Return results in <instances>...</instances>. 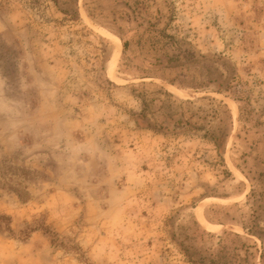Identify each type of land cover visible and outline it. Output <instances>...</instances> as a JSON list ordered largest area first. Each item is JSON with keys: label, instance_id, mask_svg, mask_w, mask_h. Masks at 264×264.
I'll use <instances>...</instances> for the list:
<instances>
[{"label": "rangeland", "instance_id": "1", "mask_svg": "<svg viewBox=\"0 0 264 264\" xmlns=\"http://www.w3.org/2000/svg\"><path fill=\"white\" fill-rule=\"evenodd\" d=\"M76 6L0 0V264H263L264 0Z\"/></svg>", "mask_w": 264, "mask_h": 264}, {"label": "trees", "instance_id": "2", "mask_svg": "<svg viewBox=\"0 0 264 264\" xmlns=\"http://www.w3.org/2000/svg\"><path fill=\"white\" fill-rule=\"evenodd\" d=\"M53 3L60 7L61 11L68 17V18H75L78 17L79 12H78V8L76 6V0H52ZM73 4V5H72ZM75 4V5H74ZM127 41H123L122 42V46H123V50H125L127 48ZM222 141L221 143H217V147L219 148L220 145H222ZM227 174H230L227 172ZM210 263H213V261H210ZM262 263L264 264V258L262 257ZM204 264V263H201Z\"/></svg>", "mask_w": 264, "mask_h": 264}, {"label": "bare ground", "instance_id": "3", "mask_svg": "<svg viewBox=\"0 0 264 264\" xmlns=\"http://www.w3.org/2000/svg\"><path fill=\"white\" fill-rule=\"evenodd\" d=\"M202 217V216H201Z\"/></svg>", "mask_w": 264, "mask_h": 264}]
</instances>
